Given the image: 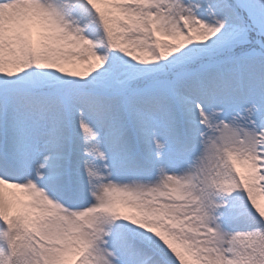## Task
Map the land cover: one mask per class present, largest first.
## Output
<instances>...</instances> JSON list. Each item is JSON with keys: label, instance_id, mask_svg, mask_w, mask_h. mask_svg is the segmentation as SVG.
<instances>
[{"label": "snow or ice", "instance_id": "obj_1", "mask_svg": "<svg viewBox=\"0 0 264 264\" xmlns=\"http://www.w3.org/2000/svg\"><path fill=\"white\" fill-rule=\"evenodd\" d=\"M0 264H264V0H0Z\"/></svg>", "mask_w": 264, "mask_h": 264}]
</instances>
